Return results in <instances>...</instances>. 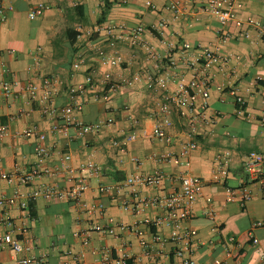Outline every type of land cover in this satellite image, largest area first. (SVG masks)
I'll return each mask as SVG.
<instances>
[{"label":"crops","instance_id":"1","mask_svg":"<svg viewBox=\"0 0 264 264\" xmlns=\"http://www.w3.org/2000/svg\"><path fill=\"white\" fill-rule=\"evenodd\" d=\"M0 1L12 7L8 18L0 22V67L5 65L10 79L18 83L14 95L0 94V122L9 131L0 144V170L13 173L30 169L36 161L38 138L24 135L29 128L44 133L53 151L45 167H59L64 154H70L74 168L90 160L99 169L93 174L82 173L89 187L79 203L73 199L39 198L30 201L27 211L20 209L18 202L12 206L10 215L27 226L25 235L33 243V254L46 257L51 264H75V254L79 252L86 251V261H96L101 259L103 248H110L115 257L128 255L125 264L177 261L174 255L177 245L170 240L171 229L149 223L164 214L163 210L152 206L134 213L123 204L131 197L128 189L113 196L101 193L99 186L115 184L131 174L162 170L168 175L162 187H143L144 196L180 187L178 177L185 168L177 162L159 163L153 156L181 148L187 140L184 117L173 115L174 123L165 129V139L143 136V129L150 132L161 122L160 104L164 100V94L147 84L149 77L169 70L176 75L169 87L175 91L193 76L186 62L209 49L228 55L230 61L226 65L217 64L210 71L205 114L215 118L213 123H200L198 148L190 155L189 170L201 179V188L194 216L185 223L193 237L181 247L185 256H192L200 264H263L264 227L255 226L257 221L264 220L262 183L257 180L252 184L253 197L245 206L231 199L229 188L243 185L247 178L242 164L244 156L251 151L264 152V30L252 24V21L264 24V0L236 1L234 17L226 27L230 35L227 41H222L218 20L201 10L199 0L188 2V13L177 20L171 12L162 10L170 0H155L158 10L148 7L145 0ZM40 2L49 8L31 20L29 12ZM103 11L104 19L99 23ZM164 17L167 26L165 36H161L154 25ZM123 23L143 24L148 43L158 55L175 59V67H167L168 59L161 62L149 59L143 49L117 39L106 30L110 25ZM98 46L121 55L123 62L114 67L100 65L95 55ZM78 61L81 66L76 70L74 64ZM108 71L117 85L98 83L88 89L80 99L83 105L75 111V117L85 122L113 117L115 122L82 138L73 129L69 136L58 134L53 129L56 119L44 115L39 101H31L25 88L33 84L41 94L44 78L50 77L58 89L53 101L63 105L67 102L68 86L86 85L88 75L99 79ZM137 75L139 80L125 84L124 80H133ZM233 88L240 89L246 100L244 107L236 102ZM203 103V96L198 95L196 104L201 111ZM134 120L139 123L140 137L125 142L124 134L132 130ZM115 139L123 142L122 147L112 145ZM218 156L229 159L226 176L216 170ZM66 177L62 172L45 176L42 182L64 186ZM19 184V180L9 184L0 179V196H12L16 186L24 193L30 190ZM211 202L212 214L207 212ZM93 203L105 204V211L89 213L87 209ZM94 222L113 227L116 235L94 232L90 246L85 247L77 233ZM9 229L0 226V235ZM18 258L9 247L0 249V264H18Z\"/></svg>","mask_w":264,"mask_h":264},{"label":"built area","instance_id":"2","mask_svg":"<svg viewBox=\"0 0 264 264\" xmlns=\"http://www.w3.org/2000/svg\"><path fill=\"white\" fill-rule=\"evenodd\" d=\"M120 2H128L130 0H119ZM191 0H170L163 7V11L171 12L174 19H180L186 16L188 9L187 3ZM237 0H199L201 10L210 15H213L220 24V32L222 41H227L230 37L226 30L227 25L234 17V8ZM148 7L153 10L157 9L155 0H145ZM11 6L0 1V22L8 18ZM49 6L46 3L40 2L35 4L30 12L29 18L35 20L40 17ZM252 24L264 30V24L260 21H252ZM167 19L161 18L155 25V31L165 36ZM109 34H115L117 39L126 40L132 46L143 49L149 59L164 61L168 59L167 67L173 68L176 65L175 59L170 56L158 55L150 43L145 38L146 27L143 24L128 26L127 24L110 25L106 28ZM41 49V48H39ZM95 55L100 65L105 67H114L123 62V57L119 54H114L106 48L98 46L95 48ZM230 61L228 55L219 51L204 50L201 55L189 59L186 63L193 70V76L187 83H182L175 91H170V83L174 80L175 74L169 70L160 72L156 77H149L147 86L155 91L164 94V100L160 104L161 122L155 125L152 131L142 130V135L151 139H165L166 128L173 125V115L179 114L184 117L185 132L187 140L181 145L178 151H170L160 155H154L153 158L159 163L177 162L185 168L181 172L178 179L180 187L173 191H163L152 196H144L142 194L143 187H162L168 175L162 170H156L151 174H131L125 177L120 182L115 184H103L99 186L101 193L118 196L125 189L131 193V197L123 204L126 208L131 209L134 213H142L148 207H157L164 211V214L149 220V223L159 227L168 226L171 229L170 240L177 245L174 251L177 261L173 264H200L192 256H185L181 245L185 242H190L193 237V232L185 226V223L194 216V204L201 188V179L195 176L190 170L191 152L198 148V137L201 134L200 123H213L215 117H208L205 110L208 106L209 90H210V71L217 65H226ZM81 66L78 61L74 64L77 70ZM9 69L1 64L0 67V94L4 96H12L15 94L17 82L10 79ZM137 75L133 80H124L125 84H133L135 80H139ZM183 82L185 79H180ZM98 83L116 86L113 82V75L110 71L105 72L99 79L92 75L87 76L86 85H70L67 87V102L63 105H57L53 101L54 92H58L54 79L46 77L43 80L42 92L39 94V88L33 84L26 85V90L29 93L30 100H38L40 110L44 115L56 119L53 129L61 135L69 136L70 130L73 129L78 138H82L90 133H99L105 127L112 125L115 122L113 117L97 120L95 122H85L75 117V111L83 105L80 100L84 97L88 89L93 88ZM232 93L236 96V102L240 107H244L246 100L240 94L239 88H233ZM203 96V110L197 108L196 97ZM132 130L124 134L125 142L135 141L140 137L139 123L134 120ZM9 135L8 126L0 122V144L3 139ZM24 135H35L38 142L35 148L36 161L30 169L20 170L10 173L0 170V179L6 180L9 184H14L15 180H19V185L29 187V191L24 193L19 186L13 190L10 197L0 196V226H7L10 229L3 235H0V249L9 247L18 258V264H51L46 257L33 254V243L25 233L27 226L16 222V219L10 215V209L18 202L19 208L27 211L30 201L44 199H73L78 203L82 199V195L88 189V184L82 175L83 172L96 173L99 169L92 161L83 162L79 168H74L71 163V155L64 154L62 163L55 169L45 167V162L52 156L53 151L46 142V135L38 132L35 128H29ZM169 139V138H168ZM122 141L115 139L112 145L122 147ZM135 162H139V158L134 157ZM2 157L0 155V164ZM229 159L218 156L216 158V170L218 173L226 176L229 173ZM243 168L247 174V178L243 185L239 187L229 188L230 197L232 200H238L242 206H245L253 197L252 184L259 180L262 183L264 191V152L251 151L243 158ZM65 172L67 174L66 184L61 186L57 183L42 182L45 176H57ZM213 203L211 202L207 208V212L212 214ZM106 205L103 203H93L87 209L89 213L96 211L103 213ZM256 227H264V220L257 221ZM125 227V225H122ZM99 232L104 234L116 235L113 227L92 223L87 229H83L77 233L82 237L83 245L90 246L92 233ZM161 239V237H158ZM102 257L96 261H86V251L75 254V264H125L128 258L127 254L115 257L110 248L101 250ZM73 253V252H69ZM264 264V256H262Z\"/></svg>","mask_w":264,"mask_h":264},{"label":"trees","instance_id":"3","mask_svg":"<svg viewBox=\"0 0 264 264\" xmlns=\"http://www.w3.org/2000/svg\"><path fill=\"white\" fill-rule=\"evenodd\" d=\"M104 16H105V11H103L101 18L98 20V21H99V23H101V22L103 21V19H104Z\"/></svg>","mask_w":264,"mask_h":264}]
</instances>
